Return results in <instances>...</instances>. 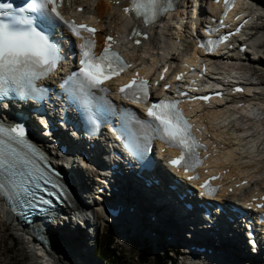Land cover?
<instances>
[{
  "label": "bare ground",
  "instance_id": "bare-ground-1",
  "mask_svg": "<svg viewBox=\"0 0 264 264\" xmlns=\"http://www.w3.org/2000/svg\"><path fill=\"white\" fill-rule=\"evenodd\" d=\"M68 4L66 6L67 11H73L76 6H82V13H78V16L81 18L87 19L95 23L97 28L101 30V33H98L97 36H102L104 32H109V34L120 33L122 28V12L121 7L125 6V2H119V4L114 5L115 2L110 1H101V0H67ZM253 5L257 8V14L261 15L264 12V0H251ZM188 0H180L179 10L174 16L177 20L182 19L183 16H186L187 9L190 7L188 5ZM87 9V11H86ZM92 9V10H91ZM249 10L250 7H247ZM253 16V14H251ZM264 15L260 16L259 19H262ZM258 19V20H259ZM172 20V19H171ZM239 20V18H238ZM263 20V19H262ZM174 28H179L185 30V25H178L177 22L168 20V17L165 16L161 18L158 23L152 28H148L147 31L151 36L150 44H147L143 51H137L134 48H129L124 46V50L127 55V59L134 64V61L140 58H144L146 62L151 60L152 66H155L159 59H163L165 62L174 64L176 59L173 54L176 53V47L173 43L175 37H173ZM260 28H264L260 25ZM254 35V33L252 34ZM250 35V38L253 36ZM254 39V38H253ZM256 39V38H255ZM254 39V40H255ZM185 44L183 46L187 47ZM262 46V45H261ZM148 56H147V55ZM177 56V54H176ZM241 60L242 61L241 63ZM209 61L216 63V69L227 71L233 66L241 73H248L250 76H254L253 80L257 83L253 86H250L252 91H258L255 95L257 96L254 100L248 101L246 109L243 108L240 110V113L249 112L250 115L257 113L258 111L264 110V81H260L259 78L262 74H258L255 70L256 67L263 69L264 58L257 57L255 60L248 55L242 57L240 60L225 58V57H216L210 58ZM228 63L226 65H221L219 63ZM240 61V63H239ZM246 62V63H245ZM249 87H247L246 93H248ZM236 103V102H235ZM233 105L224 106L221 111L214 110L210 115H205L203 112L202 115H199V119L205 125V133L209 134L214 143L220 150L215 157L216 162L211 164V167H221L223 169H228L229 177H237V181L246 179L247 181L253 182V186L250 191H255L257 189L264 190V123L258 121L257 119L250 120L249 122H242L239 120L238 110L232 109ZM39 126V124L37 125ZM40 127V126H39ZM244 127V128H243ZM78 178H84L88 173L86 170H80L77 172ZM72 195L67 197L68 202H75V190L70 188ZM247 190V191H249ZM149 200H154L156 198L163 199L157 192L149 194ZM143 197H139L137 202H131L134 207V210L137 214H148L152 212L155 217H157V232H158V242L160 236H164V232H169L171 229L175 230L173 225L166 220L164 216L160 215V208H164L166 211L170 212V208L167 205H162L160 208H152V204H148ZM80 210V209H79ZM97 212V208L94 209ZM78 209L69 210L66 213L73 214L75 221L80 219L78 216ZM95 218L99 220V216L96 214ZM134 218L136 220H134ZM139 217L124 214L123 220H129L135 223L136 226L128 223L125 225L124 230H121L124 234H130L137 239L146 241L153 240L155 244H159L154 238H148V234L145 232V228H142V224L137 220ZM79 221V220H78ZM179 224L175 225L176 235L178 240H184V228L183 219H178ZM79 228L73 230L69 228L71 224L63 222L61 220L54 221L50 226H48L46 241L48 243V252L43 253L44 256H39L36 252L30 251L28 243L32 241L30 238H26V234H19L17 230V223L13 218L4 210L2 204L0 203V226L4 229H11L16 232L17 236L19 235L21 252L30 258L31 264H92L100 262L93 258L90 255L93 253L91 245H88V241L91 240L92 230L90 229L88 222L82 221L79 223ZM149 229V228H148ZM120 235L123 239L127 236ZM1 235V231H0ZM140 237V238H139ZM2 238V237H1ZM25 240V241H24ZM162 240V238H161ZM25 242V243H24ZM209 245V241L205 242ZM26 244V245H25ZM227 245L223 246V251L215 257V261L226 262L228 264H238V254L243 253V245L238 244L235 253L229 251L226 248ZM245 246H248L245 244ZM3 252L0 251V257ZM186 259L185 256L181 258L182 264H192ZM1 264V262H0ZM193 264H201L200 261H195ZM243 264V263H242Z\"/></svg>",
  "mask_w": 264,
  "mask_h": 264
},
{
  "label": "rangeland",
  "instance_id": "rangeland-1",
  "mask_svg": "<svg viewBox=\"0 0 264 264\" xmlns=\"http://www.w3.org/2000/svg\"><path fill=\"white\" fill-rule=\"evenodd\" d=\"M262 14L264 15V12L261 13V16H262ZM262 19L256 20V25H258V26L262 25L264 27V17ZM249 32H251V34L254 33V35H255L254 36V39L256 38L255 40L252 39L253 37L251 38L253 41L258 42V43H262V46H259L257 48V53H260L262 58H264V28H262V29L259 28L257 31L251 30ZM248 56L250 57L251 55H248ZM259 80L264 81V74L261 75ZM213 111H210V112L205 111L204 113H205V115H208V113L210 115ZM263 132H264V130H263ZM151 214H148L147 217ZM142 218L146 219L145 216L143 215L139 218V220H143ZM102 226L103 227H101V226L98 227L96 232H94L95 230L92 232V233H94V235L96 233L95 239L93 241L92 250L94 249V246L96 245V243L98 241L97 240L98 236H100L101 233L103 234V232L105 230H107V232H109L113 238L112 247H114L115 250H117L119 252V254L122 255L121 257H123V260L121 261L120 264H140V263H138L139 261L136 259V257L138 254H140V251H143V249L144 250L148 249L151 253V256H152L151 250H154L152 244L147 245L146 242H144L143 240L137 239L136 237H131L130 234L125 235L127 237L122 240L121 239L122 237H118L116 235L115 228L112 227L111 224L107 225V226H105V225H102ZM145 229L150 230L151 228L149 225H146ZM0 231H1L0 251L3 252L2 256L0 257L1 264H31L30 258L25 256V254H23L20 251L21 250V244H20L21 240L19 238V235L17 236L16 232H14L11 229H4L2 226H0ZM94 235H92L91 240L88 241V245L91 244V241H92V238ZM161 238L162 237H160V240H159L160 243L162 242ZM161 248H163V247H161ZM160 251H162V250L158 249V252H160ZM92 255H93V253L90 255V257ZM171 255H172V253H167V259H171V263H169L167 261V264H182L181 259L179 260V257L172 260ZM151 256L148 258V261L144 264H151ZM99 262H100V264H104L101 261H99ZM92 264H95V263H92ZM96 264H99V263L96 262ZM141 264H143V263H141Z\"/></svg>",
  "mask_w": 264,
  "mask_h": 264
},
{
  "label": "trees",
  "instance_id": "trees-1",
  "mask_svg": "<svg viewBox=\"0 0 264 264\" xmlns=\"http://www.w3.org/2000/svg\"><path fill=\"white\" fill-rule=\"evenodd\" d=\"M97 243L95 245V252L97 257L104 263V264H120L123 260L122 255L119 254L114 247H112L113 238L107 230L101 233L98 236ZM151 256V253L148 249H143L140 251V254L137 255L136 259L139 261L138 263H146L148 258ZM167 254L166 252L162 254L155 253L151 256V264H167Z\"/></svg>",
  "mask_w": 264,
  "mask_h": 264
},
{
  "label": "water",
  "instance_id": "water-1",
  "mask_svg": "<svg viewBox=\"0 0 264 264\" xmlns=\"http://www.w3.org/2000/svg\"><path fill=\"white\" fill-rule=\"evenodd\" d=\"M26 217H28V215Z\"/></svg>",
  "mask_w": 264,
  "mask_h": 264
}]
</instances>
